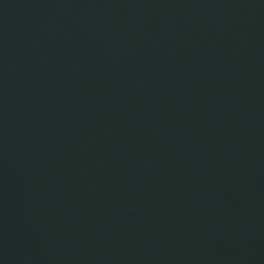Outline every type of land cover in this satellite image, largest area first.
<instances>
[{"label":"water","instance_id":"1","mask_svg":"<svg viewBox=\"0 0 264 264\" xmlns=\"http://www.w3.org/2000/svg\"><path fill=\"white\" fill-rule=\"evenodd\" d=\"M0 264H264V0H0Z\"/></svg>","mask_w":264,"mask_h":264}]
</instances>
